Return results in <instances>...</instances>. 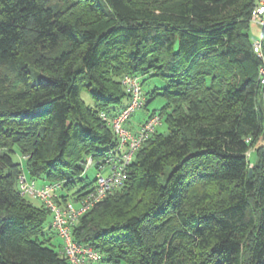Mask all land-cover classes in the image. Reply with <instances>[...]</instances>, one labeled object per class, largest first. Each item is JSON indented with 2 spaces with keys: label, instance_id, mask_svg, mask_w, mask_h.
Returning a JSON list of instances; mask_svg holds the SVG:
<instances>
[{
  "label": "trees",
  "instance_id": "16d2710c",
  "mask_svg": "<svg viewBox=\"0 0 264 264\" xmlns=\"http://www.w3.org/2000/svg\"><path fill=\"white\" fill-rule=\"evenodd\" d=\"M50 1L0 0V264H68L44 232L49 211L19 193L12 152L29 178L61 182V201L82 198L95 182L86 159L117 146L100 113L128 101L124 74L161 79L149 98L166 103L146 116L166 132L73 238L114 264H264V103L248 34L259 0ZM259 38L264 53V22Z\"/></svg>",
  "mask_w": 264,
  "mask_h": 264
},
{
  "label": "built area",
  "instance_id": "2783aa9c",
  "mask_svg": "<svg viewBox=\"0 0 264 264\" xmlns=\"http://www.w3.org/2000/svg\"><path fill=\"white\" fill-rule=\"evenodd\" d=\"M263 17L264 0H259L251 12L250 19L262 25ZM252 49L259 60L257 79L264 103V53L260 38L252 43ZM121 84L128 94V101L124 107L112 117L105 112L100 113L101 118L106 121L116 136L117 146L106 153L104 160H94L89 156L84 163V171L90 168L95 169V182L90 191L77 201H61L57 197L61 182L39 183L27 176L22 165L16 178L20 195L27 199H38L49 211L50 226L61 239L60 252L66 257L68 264H114L89 243L76 241L72 236V229L81 215L123 186L127 178V166L133 160L135 153L162 124L160 115L152 113L146 116L135 130L127 128L126 123L134 112L142 108L145 96L139 75L124 74L121 77ZM246 156H250V150L246 152Z\"/></svg>",
  "mask_w": 264,
  "mask_h": 264
},
{
  "label": "rangeland",
  "instance_id": "374dc122",
  "mask_svg": "<svg viewBox=\"0 0 264 264\" xmlns=\"http://www.w3.org/2000/svg\"><path fill=\"white\" fill-rule=\"evenodd\" d=\"M50 3L54 7L63 6L64 0H51ZM260 32H261V25H259L256 22L251 21L250 25H249L248 34H249V39L252 43L260 37ZM142 79H143L142 92H143V95L145 96L146 100L150 99L149 98L150 97L149 92L153 91L154 88H158L157 92L161 91L160 88L163 85L161 79L156 78V77H149V76H144V77H142ZM82 96L85 99V101L88 102L87 95L85 93H83ZM165 103H166V100L163 96H161L159 94L155 95L152 99L149 100V102L146 104L145 107L143 106L142 108L138 109L136 112L133 113L130 121L132 122L135 119H138V117L145 115L144 113H147V111H149V112L159 111L165 105ZM158 129L161 130L162 132H166L164 120H163L162 124L158 127ZM19 157H20V154L15 149V151L12 152V158L14 161L21 162V164L24 167L26 157L23 156L22 159H20ZM255 159H256V153L252 149L250 151L251 164H252V162L255 161ZM86 174L92 178L94 176L93 169L92 168L88 169ZM28 200L36 206H39L41 204L40 201L35 199V198L28 199ZM50 220H51V216L49 214L47 216V219H46L45 224H44V232L46 234H48L49 236H52V242L57 243V244L61 243L60 237H58L56 234L52 235V233L49 229ZM121 264H125V263L122 262Z\"/></svg>",
  "mask_w": 264,
  "mask_h": 264
},
{
  "label": "crops",
  "instance_id": "0c3cea01",
  "mask_svg": "<svg viewBox=\"0 0 264 264\" xmlns=\"http://www.w3.org/2000/svg\"><path fill=\"white\" fill-rule=\"evenodd\" d=\"M145 115H142V116H140V117H138V119H135L134 121H132V122H130L128 125L130 126V128H132L133 130H135L138 126V124L140 123V122H142L144 119H145V117H146V113H144ZM20 159H22L23 158V156L20 154V157H19ZM38 200V199H37ZM41 203V202H40Z\"/></svg>",
  "mask_w": 264,
  "mask_h": 264
},
{
  "label": "water",
  "instance_id": "95a60500",
  "mask_svg": "<svg viewBox=\"0 0 264 264\" xmlns=\"http://www.w3.org/2000/svg\"><path fill=\"white\" fill-rule=\"evenodd\" d=\"M249 173H251V169L249 170Z\"/></svg>",
  "mask_w": 264,
  "mask_h": 264
}]
</instances>
